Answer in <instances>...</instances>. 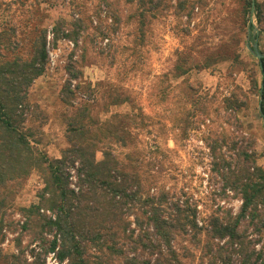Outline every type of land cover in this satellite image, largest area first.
I'll list each match as a JSON object with an SVG mask.
<instances>
[{"label":"trees","instance_id":"trees-1","mask_svg":"<svg viewBox=\"0 0 264 264\" xmlns=\"http://www.w3.org/2000/svg\"><path fill=\"white\" fill-rule=\"evenodd\" d=\"M68 1L73 10L80 13L77 0ZM168 1L130 0L134 4L130 17H134L139 42H144L151 19ZM204 1L175 0L173 13L190 20L193 10ZM240 1L245 17L251 11L252 0ZM101 2L95 12L100 14L103 5L106 13L94 28L93 36L104 41L109 39L111 30L119 29L123 18L112 1ZM253 6L259 32L264 34V0H254ZM108 19L111 24L104 23ZM248 27L251 31L252 24ZM88 29L86 17L77 16L70 22L59 20L48 32L47 28L38 32L31 42L28 57L7 58L0 52V240L4 237L1 230L7 210L20 187L18 182L38 172L43 186L37 193V202L22 208L27 217L23 229L29 231L33 239L40 238L44 253L55 251L61 263L67 260L66 264H139V254H129L125 248L123 241H128L132 251L149 250V264H184L188 256L195 257L193 249L200 246L207 264H226L230 255L240 256L241 264H264V248H254L264 235V168L257 165L256 154L246 148L237 149L235 142L231 148L235 152L228 156L220 152L221 144L217 141L210 145L214 155L212 169L221 177L222 193L232 192L239 205L235 211L217 207L199 218L195 209L189 211L178 198L173 201L166 190L155 192L165 172V155L154 140L144 157L127 152L120 158L114 152V146L135 147L146 127V116L140 107L137 111L131 108L126 112H110V107L128 105V96L111 98L104 105V116L100 117L93 114L94 108L88 101L73 105L75 93L70 82L82 76V71L76 67L77 60H69L66 66L69 81L60 90V101L70 112L64 117L67 147L58 158H50L37 147L41 139H34L33 130L26 122L32 123L35 119H40L42 124L47 122L44 112L32 106L29 100L31 86L45 72L47 34L52 35L54 44L63 39L78 47L89 37ZM82 49L80 61H84L86 54V49ZM231 59L233 65L242 64L237 52ZM174 70V78L189 72L182 64L176 65ZM256 74L251 78L252 88L261 98L258 114L264 121V57L258 60ZM74 88L79 89V84ZM246 100L241 88L236 87L222 99L223 109L237 114L248 107ZM190 103L192 110L186 112L183 126L174 125L181 137L192 127L194 111L209 116L208 109L199 104L198 99ZM72 171L74 183L69 180ZM142 193L146 194L143 199ZM167 205L173 212L165 210ZM132 213L134 220H127ZM132 223L134 227L130 228ZM249 228L257 235L256 239H248ZM52 229L55 236L45 244L42 234ZM178 234L183 239L188 237L193 248L178 247L175 242ZM16 242L20 245L19 238ZM7 258L10 264H45L40 256L30 262L24 260L22 252L9 254Z\"/></svg>","mask_w":264,"mask_h":264},{"label":"rangeland","instance_id":"rangeland-1","mask_svg":"<svg viewBox=\"0 0 264 264\" xmlns=\"http://www.w3.org/2000/svg\"><path fill=\"white\" fill-rule=\"evenodd\" d=\"M110 1L123 20L117 31L111 30L108 40L100 41L93 35L96 34L94 28L106 13L103 5L100 14L95 12L96 6L102 4L101 0H77L80 7L76 8L80 13L73 10L68 0H0V52L7 58L13 55L28 57L31 42L38 32L43 28L48 32L59 20L70 22L72 18L82 16L89 24V37L78 47L63 39L54 44L52 35L47 34L50 50L55 53V66L48 64L47 57L44 74L34 81L29 91L32 106H38L44 112L47 122L42 124L40 119L26 122L33 130L34 139H41L37 147L50 158H58L67 147L64 117L70 112L60 101V90L69 81L66 66L72 58L79 61L76 67L82 71L80 79L70 82L75 93L73 105L88 101L94 108L93 114L100 117L104 116V105L119 95L128 96L130 106L110 107V112L142 109L146 127L135 147L112 148L120 158L127 152L144 157L153 140L159 145L165 155V172L154 188L155 192L159 194L160 190H166L173 201L179 199L189 211L195 209L199 218L217 207L235 211L239 201L230 191L222 193L221 177L212 169L214 155L210 145L217 141L221 144L220 152H226L228 156L235 152L231 149L235 142L237 149L254 152L258 157L257 165L264 168V121L258 114L259 98L253 93L251 82L252 75L257 76L258 59L249 50L257 43L258 51L264 54V34L259 32L253 39L248 27L251 23L259 29L255 11L244 17L240 0H205L196 6L188 20L186 16L173 13L175 0H169L165 3L167 6L151 19L144 42H139L134 17H130L134 4L130 0ZM104 23L111 24V20ZM82 48L86 49L84 61H80ZM235 52L240 54L242 64H232ZM213 59L216 61L211 62ZM181 64L189 68V72L174 78V67ZM77 84L79 89L74 88ZM236 87L246 95L248 107L232 114L223 109L222 99ZM195 99L208 109L209 116L194 111L192 127L181 137L174 125L183 126L186 112L192 110L190 102ZM72 174L73 171L69 180L74 183ZM18 186L1 230L4 237L0 240V264H10L8 255L19 252L28 262L40 256L46 263L48 253H44L40 238L33 239L30 232L23 229L27 217L22 212L23 207L37 202V193L43 186L41 176L32 172L20 180ZM145 195L142 193V199ZM166 208L167 212H173L169 205ZM134 213L129 214L127 220L133 221ZM133 227L132 223L130 228ZM42 235L45 244L49 243L55 230H45ZM247 235L248 239L257 238L252 228L248 229ZM18 238L20 245L16 242ZM175 242L178 247L193 248L188 237L183 239L178 234ZM123 243L129 254H139V264L144 260L149 264V258L151 262L149 250L132 251L128 247L130 242ZM201 248L193 249L195 257L188 256L184 264H207ZM254 248H264V235ZM47 261L54 263L51 256ZM226 264H241L240 256L230 255Z\"/></svg>","mask_w":264,"mask_h":264},{"label":"built area","instance_id":"built-area-1","mask_svg":"<svg viewBox=\"0 0 264 264\" xmlns=\"http://www.w3.org/2000/svg\"><path fill=\"white\" fill-rule=\"evenodd\" d=\"M50 36H48V38H49ZM69 45H73L71 42H69V41H66ZM45 49H46V53H47V57H48V64L52 67V66H55V53H54V51L52 50H50V46H49V42H47L46 43V45H45ZM41 213H45L47 216H53V214L52 213H50L49 211H43V210H41ZM53 257V259H54V263H52V264H62V263H66V261H63L62 263L58 260V258H57V253L55 252V251H53V252H49L48 253V256L46 257V263L45 264H49V262L47 261V258H49V257Z\"/></svg>","mask_w":264,"mask_h":264},{"label":"water","instance_id":"water-1","mask_svg":"<svg viewBox=\"0 0 264 264\" xmlns=\"http://www.w3.org/2000/svg\"><path fill=\"white\" fill-rule=\"evenodd\" d=\"M253 4H254V0H252L251 11L254 10V6H253ZM258 33H259V29L257 28V26H255V25L252 24V30H251V32H250V36H251L253 39H256ZM247 46H248V44H247ZM248 48H249V46H248ZM249 50H250V52H251V53H252V54H253L258 60H260L261 58L264 57V54H261V53L258 51L257 43H254V44L252 45V47L249 48ZM260 100H261V98L259 99V101H260Z\"/></svg>","mask_w":264,"mask_h":264}]
</instances>
